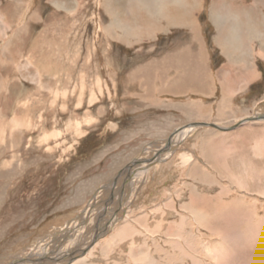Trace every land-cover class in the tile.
<instances>
[{
  "label": "rangeland",
  "instance_id": "1",
  "mask_svg": "<svg viewBox=\"0 0 264 264\" xmlns=\"http://www.w3.org/2000/svg\"><path fill=\"white\" fill-rule=\"evenodd\" d=\"M181 1L0 0V264H264V0ZM146 89L205 120L144 135Z\"/></svg>",
  "mask_w": 264,
  "mask_h": 264
},
{
  "label": "bare ground",
  "instance_id": "2",
  "mask_svg": "<svg viewBox=\"0 0 264 264\" xmlns=\"http://www.w3.org/2000/svg\"><path fill=\"white\" fill-rule=\"evenodd\" d=\"M129 4H130V6H132V7H141V8H143L144 9V11L145 12H147L146 14L148 15V17H150L151 19H153L155 22H158V23H163V21L166 23V25H175L176 23H177V20H179V18H178V16H176L175 14L177 13V12H174L175 11V9L178 7V5H182V6H184L185 4L181 1V0H130V2H129ZM161 6H164L165 7V13H162V10L160 9L161 8ZM189 18V15H187V16H185L184 17V21H187V19ZM220 19H221V15H219V18L217 19V23H218V33H217V41L218 42H220V44L222 45V49H223V51H225V54H228L229 53V47H231L232 45H234L233 44V38H232V35L229 33V32H227L224 28H222V24L220 23ZM190 23H192L193 24V27H191V28H196V25H195V21L193 20V17H191L190 18ZM188 24V23H187ZM221 24V25H220ZM148 28V27H147ZM197 29V28H196ZM131 34H133L134 35V33L132 32H127V33H125L124 34V36H130ZM236 37H237V35H236ZM194 37H192V38H190L189 40H191V39H193ZM195 44V42H193V40H191V44H189V42H188V45H190V46H192V45H194ZM184 46L185 47H187L186 46V42L184 43ZM184 46H182V47H184ZM189 47V46H188ZM180 52L181 53H183L182 52V50H180ZM176 53H179L178 51L177 52H175L174 54L176 55ZM180 54V53H179ZM182 56V55H181ZM228 57H229V54L227 55ZM169 57V56H168ZM202 56L201 55H198V57H197V61L196 62H194V63H200L201 64V62L203 61L202 60V58H201ZM231 57V56H230ZM167 58V57H166ZM174 58V57H173ZM168 60V59H167ZM164 61V60H163ZM174 61V60H173ZM229 61H230V58H229ZM165 63V62H164ZM169 63H170V61H169ZM162 66V65H161ZM160 66V68H163V67H161ZM166 67V66H165ZM166 68H168V69H170V71L171 72H173V73H179L181 70L183 71V73H186V71H187V66H184V64L182 63V61L180 60V58H179V60H177V62L176 63H174L173 65H172V63H171V65H169L168 67H166ZM189 73H191V72H196V71H198L199 70V68H196L195 69V67H189ZM188 72V71H187ZM179 76V75H178ZM245 77H246V79H247V72H246V74H245ZM252 77H255V75H254V73H253V75H252ZM189 85V84H188ZM195 86H192V88H194ZM232 87H233V85H232ZM196 89H197V87H195ZM254 118H247V119H245V120H257V119H262V120H264V115H259V116H253ZM242 123V122H241ZM212 125H215L218 129H220V130H226V129H231V128H224V127H222V126H218L216 123H214V122H211V121H204V122H202V121H200V122H195V123H191L190 124V127H197V126H211V127H214V126H212ZM184 129V128H183ZM187 130V129H186ZM190 130V129H189ZM183 133V132H182ZM182 135V134H181ZM181 143H182V141H181ZM180 144V143H179ZM171 149H174V148H176V146L175 145H173V146H171L170 147ZM167 151V150H166ZM139 159V157L137 158V160ZM136 160V161H137ZM158 160V159H157ZM135 162V161H134ZM134 162H131V163H128L127 164V166L128 167H131L132 165H133V163ZM125 169V168H124ZM128 170H131V168L129 169V168H127V170H126V174H127V176H126V178L128 179V182H126V184H128L130 181H129V174H128ZM123 173H124V170H123ZM130 173V172H129ZM123 179V178H122ZM125 183H124V185H126ZM79 222H80V220H79ZM62 234V233H61ZM60 236V235H59ZM74 238V237H73ZM87 239H89V238H87ZM84 241H86L85 239L83 240V243H84ZM83 243H81V244H83ZM74 245V244H73ZM67 246H69V245H67ZM75 246H76V244H75ZM50 247V246H49ZM88 247V246H87ZM63 248H66L65 246L63 247ZM62 248V249H63ZM85 248V247H84ZM53 249V248H52ZM77 249V248H76ZM64 250V249H63ZM79 250V249H78ZM78 250H76V251H78ZM76 251H73V252H71V251H68L69 252V256H70V258L69 259H67V260H70V264L71 263H73V262H76V261H78L79 259L81 260L83 257H85L86 255H88L89 254V250L86 252V253H84V254H82V256H78V255H80L81 253H83V252H78V253H76ZM85 251V250H84ZM71 252V253H70ZM86 254V255H85ZM54 257V256H53ZM55 258V257H54ZM43 260V259H42ZM22 261V260H21ZM55 261V260H54ZM43 262H45V261H43ZM41 263H42V261H41ZM66 263V261H64V263H56V262H51L50 264H65Z\"/></svg>",
  "mask_w": 264,
  "mask_h": 264
},
{
  "label": "crops",
  "instance_id": "3",
  "mask_svg": "<svg viewBox=\"0 0 264 264\" xmlns=\"http://www.w3.org/2000/svg\"><path fill=\"white\" fill-rule=\"evenodd\" d=\"M139 8H141V7H139ZM141 9L144 10L143 8H141ZM191 17L192 16L189 15V18H188L189 20L187 19L188 21H184V22L188 23L187 24L188 26L191 25V27H193V24L190 23ZM193 20H194V17H193ZM195 25H196V22H195ZM186 29H187V27H186ZM192 29H196V28H192ZM145 32H147V31H145ZM188 42H190V41L189 40L186 41V46H187L186 48L188 51H189V49H191L190 47H192V46L198 47L200 45L198 39H197V42L192 46L188 45ZM256 66H257V64H256ZM179 74H181V75H179V77L182 79L183 73H179ZM260 76H261V74L259 76H255L253 79L257 80L260 78ZM194 77H196V75ZM248 78L250 79V77H248ZM195 80H196L195 87H197V88L202 87V83H199L198 79H195ZM180 81H181L182 89L189 87V86H187V82L185 80H180ZM208 83H209V81H208ZM208 83L205 86H209ZM220 85H223V83L221 82ZM179 89H181V87ZM157 92L158 93L169 92L173 95L183 94V92H178V93L174 92V91H172V89H169L166 91L146 89V95L145 96L141 95V97H142V100L144 103L147 101L149 102L148 109H150V110H149L148 118H144L145 122H142L140 124L141 125L140 130H141V132H143L144 135L146 134V136H148V137L153 136V137H158V138L161 137L162 138L163 133L165 131H168V133H170V131H171L170 129H173V128L179 127V126H185L186 125L185 123L189 120H193V121L205 120V112L203 110H198V104H196L197 102L191 103V101H193L191 99L190 100H181V101H172L169 104H167V103H165V101H163L164 105L163 106L159 105V108H162L163 112H160L159 109L156 110V108H154V106L151 102L153 101L154 103L157 104V101L160 100L159 98L156 97L158 95ZM263 95H264V93H263ZM148 102L146 104H148ZM145 108H147V106ZM142 116L145 117V115H142ZM197 122H200V121H197ZM134 132H137V130H135ZM152 141H154V140H152ZM139 158H141V157H139ZM164 158H165V156H164ZM179 158H181V156H179ZM157 159L160 160V158H157Z\"/></svg>",
  "mask_w": 264,
  "mask_h": 264
},
{
  "label": "water",
  "instance_id": "4",
  "mask_svg": "<svg viewBox=\"0 0 264 264\" xmlns=\"http://www.w3.org/2000/svg\"><path fill=\"white\" fill-rule=\"evenodd\" d=\"M212 126H214V127H216L215 125H212ZM217 128V127H216ZM135 161V160H134ZM149 162V161H148Z\"/></svg>",
  "mask_w": 264,
  "mask_h": 264
}]
</instances>
